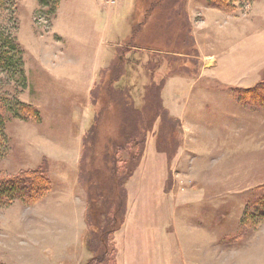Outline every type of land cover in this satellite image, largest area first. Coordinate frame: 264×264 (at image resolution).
Here are the masks:
<instances>
[{
  "label": "rangeland",
  "instance_id": "374dc122",
  "mask_svg": "<svg viewBox=\"0 0 264 264\" xmlns=\"http://www.w3.org/2000/svg\"><path fill=\"white\" fill-rule=\"evenodd\" d=\"M63 1L65 6L58 21L57 17L53 19L47 8H40L36 0H4L0 3V46H2V39L9 43L12 41L14 49L12 47L11 49L14 51L9 52V57H15L16 62L20 64L19 68L12 70L0 65V106L3 107L2 111L0 110V116L4 120V128L0 130V180L15 177L28 170L43 168L47 170L52 184L48 195L34 206H27L18 201L6 207L0 201V264H46L40 253L45 252L49 241L46 239L47 232L41 229L45 223L50 224V221L46 220L47 216L42 210L47 211L51 207L50 204L56 201L55 198H62L59 205L61 208L56 214H64L68 221L75 215L73 210L81 208L80 202H75L74 198L83 200L82 197H84L85 204L87 201V193L80 182L82 172L85 171L83 163L88 156V152H84V144L86 138L88 142H96L98 135L87 136V132L93 127L95 119L97 122L100 121L97 115L102 107L99 104L93 105V88L90 94L91 105L86 106L88 108L84 110V114L89 115L90 120L81 135L80 161L75 170L70 167L63 169L60 165L64 163L52 162L48 157H42L45 154L43 145L46 142L43 144L39 141L34 142L33 137L41 135L43 138H54L53 128L56 125L51 123L47 126V115L51 116L53 111L64 112L65 110L69 117L73 116V119H77L74 115L80 112L78 104H71L72 100L65 93V89L61 88L57 89L51 98L50 105H47L48 99L45 95L49 82L46 74H39V60L50 50L52 54L46 55L45 59H52L53 62L54 54L57 55L59 51L66 50L67 37L72 40L73 45L86 46L88 33L91 30L89 18L94 13L93 4L96 5L99 1L109 8L113 22L102 50L103 55L106 53L105 65L111 60L110 65L105 67V72L110 73L106 69L109 66L112 71L117 52L124 51L128 59L129 74L118 82V86L131 87L134 86L131 78H135V72L138 73L140 69V66L134 64L142 66L150 59V53L145 47L142 50L135 48L139 46L143 38H138L136 43L129 47L126 44H129L131 40L132 29L137 21L146 24L143 29H147L149 25L147 23L155 17L156 12L150 11L149 3L152 0ZM216 5L209 0H188L186 10L191 28L194 31V26L204 20L205 13H209V9L221 10L237 19H245L250 29H242L229 39L223 36L221 45L224 47L229 43L234 48L230 60L236 61L235 63L239 66L243 65L255 70L247 78L256 72H261L262 80H264V38H262L264 0H233L231 5L223 4V8H218ZM206 20H208L207 17ZM251 28L255 29L256 34ZM143 45L147 46L148 43ZM152 46L154 51H164L155 44ZM197 50L196 48L194 52H191L193 53L190 55L191 58H182L181 56H185L183 51L172 50L175 54L171 57L178 56L183 63H180L170 74L166 70L167 63H162L160 69H157L158 72H155L156 82H159L162 76L168 75L162 91L165 109L168 110L165 97L170 77L181 76L185 78V81H190L191 86L196 85V89L199 90L195 83L199 79L202 62ZM159 56L161 55L155 57L157 61H160ZM221 60L220 53V63ZM60 62L73 64L76 59L71 52L69 56H60ZM54 67L51 66L50 70ZM203 82L205 89H210V86L212 90H214L213 86L225 87L217 81L210 80L207 83L203 80ZM103 83L98 79L95 86ZM191 86L187 88L177 86L175 89L179 88L183 92L187 90L184 94V98H187L191 93ZM262 91L264 92V84ZM223 92L215 91V98L232 95L240 111L234 110L233 120L230 119L232 115L228 114L233 111H221L219 117L222 118L216 120H213L210 113L193 115L195 128L201 129V134L207 133V135H201L200 142L197 141L195 145L191 146L187 141L184 142L182 122L169 110L170 115L179 120L182 125L177 130V134H172L171 145L166 144L168 138L163 135L166 125L162 122L160 124L158 120L152 128L140 166L126 184L127 208L125 205L124 214L120 217L124 219V223L111 238L116 246L118 264H264V220L245 221L249 204L254 206L264 197V161L257 163L261 167L256 169L254 184L231 185L225 166H221L219 172H215L220 178L217 184L212 183L208 175L203 176L205 171L208 172L205 163L209 158L201 155L209 148L216 147L226 160L232 162L235 161V150H239L243 145L246 151L261 154V158L264 157V108L261 107L260 102L250 97L239 100L232 89H228L229 94L227 91ZM240 93L241 98L247 95ZM134 100L138 110L145 108L144 98L142 102L140 98ZM226 101H222L219 107H229L227 104L229 101ZM18 102L36 108L40 113V119L16 118ZM29 115H33L32 111ZM54 115L56 117L55 113ZM228 126L232 128L230 131L227 128H220ZM213 128H215L214 131H211L208 136V132ZM58 136H60L59 139L70 137L68 133L65 135L61 132ZM176 138L177 142H175ZM186 142L187 145H185ZM198 152L201 155L197 154ZM89 153L91 155L92 149ZM201 163L204 164V169H199L198 165ZM210 163L214 162L209 160L208 164ZM214 167L218 168V165ZM230 170L229 168L230 176H236L234 172L237 169ZM201 173H203L202 176ZM209 174L213 175V173ZM63 177L69 181L64 183ZM169 177L170 182L167 183ZM203 178H208L209 181L204 182ZM72 188L77 190L74 196L68 193ZM69 194L73 196L71 201L64 198ZM73 234V231L64 232V240L69 241ZM69 247L71 245L65 248ZM71 251L73 252L74 248ZM89 251V246L80 244L73 258H68V261H64L63 264H86L90 259ZM63 255L61 254V257ZM52 257L59 260L60 256L56 253ZM76 257L77 261H75Z\"/></svg>",
  "mask_w": 264,
  "mask_h": 264
},
{
  "label": "trees",
  "instance_id": "16d2710c",
  "mask_svg": "<svg viewBox=\"0 0 264 264\" xmlns=\"http://www.w3.org/2000/svg\"><path fill=\"white\" fill-rule=\"evenodd\" d=\"M36 1L40 8H47L54 19L58 15L63 0ZM209 1L214 5L219 4L216 5L218 8H223V4L231 5L233 0ZM3 2L4 0H0V3ZM149 4L150 11L156 12L155 17L150 23H147L149 24L147 29H143L146 24L137 21L132 29L131 40L128 42L129 44H126L129 47L136 43L138 38H143L141 43H138L139 46L135 48L142 50L145 47L146 51L150 53V59L144 65L134 64L140 66L139 72H135V78H131L134 86H118V82L129 74V71L127 72L128 59L125 57L124 51H118L115 57L116 61L114 60L116 63L112 64V71L110 66L109 69L106 68L109 70V74L105 72V68L101 70L99 80L104 83L96 85L92 93L93 105L99 104L102 108L97 115L100 123L95 119L93 127L87 132V136L96 134L98 136L96 142H88L86 138L84 152H88L89 157L85 158L83 163L85 171L82 172L83 176L80 178L87 193V231L83 241L84 245L89 246L90 259L86 264H118L116 246L111 238L124 223V219H120V217L124 214L125 205L127 208L126 184L140 166L148 135L156 122L160 120V124L162 122L166 125L163 133L168 138L166 144L171 145L172 134H177V130L182 126L181 122L172 117L163 106L162 91L168 75L162 76L159 82H156L154 74L157 69H160L162 63H167L166 70L169 74L180 63H183L180 57H171L175 54L172 50L183 51L185 54V56H181L183 58L193 55L191 52L197 48L194 31L190 26L186 10L188 0H152ZM2 40L0 65L10 70L19 68L20 64L16 62L15 57H9V52L14 51L11 49V47L13 48L12 41L9 43ZM146 43H148L147 46L143 45ZM152 44L159 46L164 51H154ZM156 55H161L159 56L160 61L156 60ZM263 81L261 78L252 88H233L232 91L239 100L242 101L244 97H250V99L260 102L261 107L264 108ZM240 92L247 95L241 98ZM136 98H140V102L143 101V98L145 99L146 106L143 110L136 108L134 104ZM2 109L3 107L0 106L1 111ZM30 111L33 113L31 116L29 115ZM15 114L16 118L22 120L32 117L40 119V113L36 108L22 102H18ZM3 122L4 120L0 116L1 131L4 128ZM173 129H175V133ZM177 141L176 138L175 142ZM90 149H92L91 155H89ZM48 176L47 170L38 168L0 180V201L6 207L18 201L27 206L40 203L52 188ZM168 182H170V177ZM248 208L245 221L264 220V197L254 206L249 204Z\"/></svg>",
  "mask_w": 264,
  "mask_h": 264
},
{
  "label": "crops",
  "instance_id": "0c3cea01",
  "mask_svg": "<svg viewBox=\"0 0 264 264\" xmlns=\"http://www.w3.org/2000/svg\"><path fill=\"white\" fill-rule=\"evenodd\" d=\"M64 6L65 5L63 1L58 11L56 18L57 21L63 12ZM93 8V16L89 18L91 30L88 33V43L86 46L78 44L73 45L72 40H70L68 37L66 39L61 35L67 40L66 50L59 51V54L57 55L54 54L53 62L52 59H45L46 55L52 54L50 50L47 51L45 55L39 60V74H46V78L49 82L47 84L48 90L45 95V97L47 96L48 99L47 105H50L51 98L53 94L57 92L58 88L65 89V93L72 100L71 104L79 105H77V107L80 113L74 115L77 117V119H73V116L69 117L65 110L64 112L53 111L51 116L47 115V126H49L51 123H55L56 125L53 128L54 138H43L41 135L33 137L34 142L39 141L41 144L46 142L43 145L45 154L42 155V157L46 156L52 162L64 163V165H60V167L63 169L70 167L75 170L79 164L82 149L81 135H83L84 130L87 128L90 120L89 115H86V113L84 114V110L91 105V90L94 88L97 80L99 79L101 70L107 65H110L111 62V60L108 59L110 62L108 61V63L105 65L104 55L106 53L103 55L104 51L102 52V50L103 47H105L104 43L105 40H107L106 38L108 32L113 23L112 15L110 14L111 12L109 8H106V6L103 5L101 1L96 3V5L93 4ZM208 12L209 13H205V16L208 20H206V17L204 16V20L194 26V37L202 62L199 79L196 80L197 83H195L199 87V90L196 89V85L191 86L190 81H185V78L175 75L170 77L168 80L166 90L167 98L165 97L168 110L175 118L181 120L182 122L185 136L184 142L187 141L191 146L192 144L195 145L196 142L201 139V135H207L206 132L201 134V129L195 128L193 122L194 120L192 119L193 115L210 113L213 116V120H216L221 117H219V114L222 113L221 111H233L228 112V114L232 115L230 119L233 120L235 114L234 110H238V112L240 111V107H238V104H236L237 102L234 101L232 95L231 97L229 95V97L215 98V91L218 93H224L223 91H227L228 93V89L250 88L262 78L261 72H256L254 75L247 78V76H249V74L255 70L249 69L243 65L239 66L235 63L236 61L230 60V56L232 55L234 48H232L229 43H227L224 47L221 45V38L223 36H226V39H229L230 37H233L232 35L237 34V32L241 31L242 29H250L246 21H244L245 19H237V17L225 14L221 10L209 9ZM251 30L256 34L254 28H251ZM262 38H264V35ZM71 52L74 55L76 62L73 64H61L60 56H69ZM220 53L222 56L221 63L219 62ZM107 54L109 55L108 51ZM51 66L55 67L50 70ZM48 70H50V72ZM203 80H206L207 83H209L210 80L212 82L217 81L223 84L225 87L218 88L213 86L214 90H212V87L210 86V89H205ZM177 86H185L186 88L187 86H191V93L187 96V98H184V94L187 92V90L183 92L179 88L175 89ZM225 100L229 101H226L229 107H219V104ZM224 112L223 114H225ZM54 113L56 114V117ZM211 125H214V123H211ZM220 128H227L229 131L232 129L231 126ZM214 129L215 128L208 132V136H210L209 133L214 131ZM60 132L65 133V135L68 133L70 137L68 139L65 137L59 139L60 136H58V134ZM203 141L205 142V140ZM208 141L211 142V140ZM187 142L185 145H187ZM243 147L244 145L242 148ZM242 148L235 150L236 154L234 162L226 160L225 156L218 152L219 149L216 147L214 149L209 148L208 151L203 155L198 152L197 154L209 158L205 163V168L208 167V172L206 173L205 171L204 175L201 173V176L208 175V178L212 180V183L217 184L220 178L218 177V174H215V172H219V168L221 166H225L227 169L226 175L231 185L234 184L239 186L249 183L254 184L256 182V169L261 167V165H257V163H260L262 160L264 161V157L261 158V154L257 155L255 152L246 151L244 148ZM74 149H76V151H74ZM209 152L211 154H209ZM75 155L76 158H74ZM209 160L213 161L214 163L208 164ZM225 160L227 161L226 163ZM185 165L190 166L188 163H185ZM217 165L218 168L214 167ZM198 167L199 169H204V164L201 163V165L199 164ZM229 168L231 170L237 169L234 172V175L236 173V176H230L228 173ZM209 173H213V175H210ZM65 177H63L64 183L65 181H69ZM208 178H203L204 182H208ZM191 179H193V177ZM197 182L198 179L196 183ZM76 192L77 190L72 188V190L68 193L74 196ZM70 194L68 197L65 196L64 198H67V200L71 201L73 196ZM82 198L83 200L74 198L75 202H80L81 208L80 210H73L75 215L70 220H68L69 222L65 218L66 216L64 214H56L59 211L58 209L61 208L59 205L61 204L62 198H55L56 201L50 204L51 207L48 209L49 212L48 210H42L44 215L47 216L46 220L49 219L50 221V224L45 223L44 227L41 229L47 232L46 239L49 241V244H47L45 248V252L41 251L40 253L43 261L46 264H63L64 261H68V258H73L75 253L78 252V247L80 244L81 246L83 245L85 230L87 231V201L85 204V199L84 197ZM49 231L52 232L49 233ZM66 231H73L74 233L69 241L64 240V232ZM77 241H79L78 244ZM67 245H71V247L65 248ZM73 248L74 251L72 252L71 249ZM56 253H58L60 256L59 260H55L52 257ZM61 254L63 257H61ZM75 261H77V257Z\"/></svg>",
  "mask_w": 264,
  "mask_h": 264
}]
</instances>
